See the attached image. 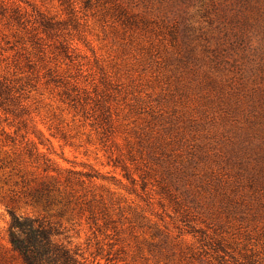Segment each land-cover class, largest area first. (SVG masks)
Returning <instances> with one entry per match:
<instances>
[{
	"label": "rangeland",
	"instance_id": "obj_1",
	"mask_svg": "<svg viewBox=\"0 0 264 264\" xmlns=\"http://www.w3.org/2000/svg\"><path fill=\"white\" fill-rule=\"evenodd\" d=\"M0 80V264H264V0H0Z\"/></svg>",
	"mask_w": 264,
	"mask_h": 264
},
{
	"label": "trees",
	"instance_id": "obj_2",
	"mask_svg": "<svg viewBox=\"0 0 264 264\" xmlns=\"http://www.w3.org/2000/svg\"><path fill=\"white\" fill-rule=\"evenodd\" d=\"M13 85L0 80V111L6 116L16 115L15 105L19 96ZM8 119V118H6ZM3 133L5 132L2 130ZM17 130H15V134ZM23 139L25 136L22 137ZM15 138L10 141L15 144ZM28 144V143H27ZM31 151V150H30ZM33 155L29 152V156ZM38 158V153H36ZM45 167L44 170H47ZM57 225L39 218H29L11 213L10 247L23 264H88L76 251L58 242L55 236L60 235Z\"/></svg>",
	"mask_w": 264,
	"mask_h": 264
}]
</instances>
